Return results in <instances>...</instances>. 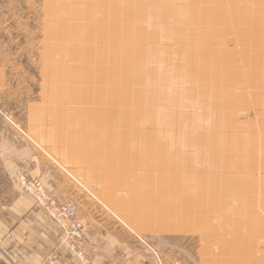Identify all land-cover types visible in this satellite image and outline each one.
Instances as JSON below:
<instances>
[{
    "label": "rangeland",
    "instance_id": "1",
    "mask_svg": "<svg viewBox=\"0 0 264 264\" xmlns=\"http://www.w3.org/2000/svg\"><path fill=\"white\" fill-rule=\"evenodd\" d=\"M23 196L81 264H264V0H0V210Z\"/></svg>",
    "mask_w": 264,
    "mask_h": 264
},
{
    "label": "crops",
    "instance_id": "2",
    "mask_svg": "<svg viewBox=\"0 0 264 264\" xmlns=\"http://www.w3.org/2000/svg\"><path fill=\"white\" fill-rule=\"evenodd\" d=\"M44 179L52 189H60V185L51 182L52 177ZM62 242L60 228L28 197L23 196L6 210H0V264H49L51 255L62 264H81ZM89 246L86 243V248Z\"/></svg>",
    "mask_w": 264,
    "mask_h": 264
},
{
    "label": "built area",
    "instance_id": "3",
    "mask_svg": "<svg viewBox=\"0 0 264 264\" xmlns=\"http://www.w3.org/2000/svg\"><path fill=\"white\" fill-rule=\"evenodd\" d=\"M36 186V188H35ZM29 187L31 189H42L41 186L39 184H31L29 185ZM42 203V202H41ZM48 209H49V206H48ZM50 212L54 215H57L56 212L54 211H51ZM76 209L75 207L72 205V204H69L68 206H66L65 208L61 209V211L59 212V215L57 216L58 218H61V219H67V218H72V217H75L76 216ZM69 236H70V239L76 243H81L84 238H85V234L81 228V226L79 224H73L72 227H71V230L69 231Z\"/></svg>",
    "mask_w": 264,
    "mask_h": 264
}]
</instances>
